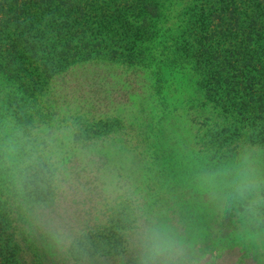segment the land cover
<instances>
[{"label":"trees","instance_id":"16d2710c","mask_svg":"<svg viewBox=\"0 0 264 264\" xmlns=\"http://www.w3.org/2000/svg\"><path fill=\"white\" fill-rule=\"evenodd\" d=\"M100 64L137 75L141 87L126 119L118 114L123 87L97 75L101 83L86 102L105 109L110 102L113 112L96 135L72 129L81 114H57L49 101L71 72ZM6 109L11 118L2 117ZM181 112L191 123L182 129L206 161L168 194L164 209L175 215L171 230L184 237L180 243L202 230L188 223L202 218L189 200L202 195L198 172L219 190L213 162L230 164L244 147L264 155V0H0V264L192 262L177 241L144 246L134 238L167 213L141 206L138 195L144 170L184 164L171 149ZM40 125L42 136L33 135ZM69 127L77 132L66 140ZM109 127L134 138L116 139ZM72 146L79 150L69 154ZM129 170L136 177L127 189L119 180ZM108 183L116 193L110 206L100 201ZM155 190H148L154 203L161 196ZM262 202L249 222L259 230ZM193 244L190 250H201V242Z\"/></svg>","mask_w":264,"mask_h":264},{"label":"rangeland","instance_id":"374dc122","mask_svg":"<svg viewBox=\"0 0 264 264\" xmlns=\"http://www.w3.org/2000/svg\"><path fill=\"white\" fill-rule=\"evenodd\" d=\"M88 67L89 65L81 66L74 72H71L70 78L68 79L67 77L66 79L68 82H65L62 87L52 90L51 94L53 97H51L49 104L54 108L53 112L65 115L66 117L75 112L81 114L74 118L75 121H73L75 123L74 127H71L72 129L82 131L90 127L95 130L97 129L96 126H102L99 122L101 120L104 121L112 114L113 104L109 102L107 109H105L104 105H98L90 101L86 102V100H88V96H94L95 85L97 86V84L101 83L102 77H97V75L107 76V78L113 76L116 82L119 83L117 90L123 87L119 90L120 92L118 94L120 95V101L124 108H121L118 114H121V116L127 119L129 113L132 111L129 99L131 98L133 100L132 94L137 93V91L139 92L141 80L137 78V75H124V71H118L110 65L104 66L100 64L91 68ZM89 84L94 85L93 87H89ZM87 87L90 89L89 94H87V92H89ZM135 109H137V107ZM6 112L7 109L3 111L2 117L11 118L10 110L7 114ZM185 114L186 113L181 112V118L176 123V125H178L176 129L179 130L180 133L171 135L173 144L171 149H174L175 156L178 160L182 159L181 161H183L184 164L189 162L191 165H171V163L168 162L164 164V167L157 168V172L153 171L154 166H151L149 171L144 170V177L142 178L143 183L141 184V189L143 191L138 195L141 206H150L155 211H157V209L163 210L167 208L165 207L167 200L171 197L168 194L172 193L171 188L176 186L177 180L181 181V176L185 173H187L188 176L193 175L192 171L194 170L191 166L206 161V159L201 161V158L205 156V152L200 150L198 146L194 147V141L191 142L188 132L186 133V131L182 129H187L188 125H191L190 119L183 116ZM82 116H86V119L93 121V125L90 126L89 123H85L87 121L86 119H79ZM69 121L72 120H68V122ZM43 126L44 125H40L33 135L41 137L43 131L46 130ZM71 128L65 129L69 131V135L65 134L66 140L68 137L71 138L74 132H77V130L72 132ZM98 129L96 130V135L105 130L103 127ZM107 133H113V137H117L120 134L114 127L107 128ZM130 137L134 138V133L127 130L126 132L122 131V135L116 139H129ZM48 150L49 152L58 151V149L53 146H50ZM77 150L79 149L72 146L67 151L69 154H73ZM235 152V158L230 164H223L220 162L219 165H216L213 162L214 173L223 180L221 183L223 184L222 189L219 188V190H217L216 183H210L208 179L212 176L204 174L202 176L199 170L198 173L200 174L196 173L197 177L194 174L196 178H199L197 180L201 182L199 184L200 188L197 190L200 191L199 193L202 195L195 199H192L190 195H185V199L191 197L189 200L191 203H196V208L200 209L198 213L202 215V218L197 217L188 222L192 228L202 229L198 231L195 237H189L187 240L180 243L184 237L174 235L176 233L171 230V226L176 223L171 224L174 219H176L175 215L172 211L169 212L164 209L167 211V213L164 214L165 216L157 217L154 215L153 219L150 218L151 223L150 227H146V235H135L134 238L137 242H142L145 246L151 239L165 240L168 244L177 241V245L180 244L177 248L188 249L189 255L193 258V261L189 264H264V229L259 230L260 225L258 222L255 223L253 221L254 224L249 225V222L256 216V213H258L259 206L263 204L264 155L262 152L248 147L236 150ZM68 163L69 159L64 157L61 165L66 166ZM128 167L129 166H127L126 169H128ZM141 169H143V167H139V171ZM133 171L134 170H129L122 173V179L119 180V182L124 185V188L128 189V186L132 182H130V180H135L136 176L132 175ZM110 186L111 184L108 183L106 200L103 201L104 195L101 197L102 200L100 201L103 205L107 203V206H110L112 203L111 201L116 196V193L112 192ZM150 189H157L155 191L158 195H161L160 198L156 199L158 201L155 203V199H152V194L154 192H148ZM202 212L204 214H202ZM18 223L20 222L18 221ZM207 225L213 227V231L210 234L206 230ZM27 230L30 232L31 228L28 226ZM214 237L216 241L213 240ZM82 239L86 240L85 238ZM112 240L113 238L111 236L109 237V234H107V243L109 241L112 242ZM198 241L202 244V246L199 245L201 250H198V252L190 250L195 247L197 248L196 244L194 245L193 242L197 243ZM124 246L128 248L125 243Z\"/></svg>","mask_w":264,"mask_h":264}]
</instances>
